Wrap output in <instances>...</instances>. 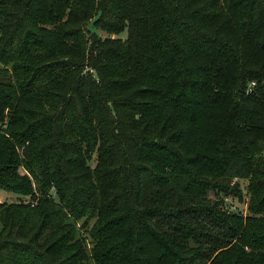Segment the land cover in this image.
Returning a JSON list of instances; mask_svg holds the SVG:
<instances>
[{"label": "trees", "instance_id": "trees-1", "mask_svg": "<svg viewBox=\"0 0 264 264\" xmlns=\"http://www.w3.org/2000/svg\"><path fill=\"white\" fill-rule=\"evenodd\" d=\"M0 189V264H264V0H0Z\"/></svg>", "mask_w": 264, "mask_h": 264}, {"label": "rangeland", "instance_id": "rangeland-1", "mask_svg": "<svg viewBox=\"0 0 264 264\" xmlns=\"http://www.w3.org/2000/svg\"><path fill=\"white\" fill-rule=\"evenodd\" d=\"M127 34L126 30H124L123 32H121L120 36L121 37H125ZM21 171V170H20ZM245 186V181H241V187L242 189H244ZM17 195L15 193L9 192V191H5L0 189V202L4 201V202H11V201H16L17 200ZM27 197H23V199L26 200ZM232 209L236 210L235 207L237 206L240 210L244 211L245 210V201L244 202H240L237 199H233L232 202Z\"/></svg>", "mask_w": 264, "mask_h": 264}, {"label": "built area", "instance_id": "built-area-1", "mask_svg": "<svg viewBox=\"0 0 264 264\" xmlns=\"http://www.w3.org/2000/svg\"><path fill=\"white\" fill-rule=\"evenodd\" d=\"M254 84V82L252 81L251 83H250V86L251 85H253ZM251 90V88H248V91H250Z\"/></svg>", "mask_w": 264, "mask_h": 264}]
</instances>
